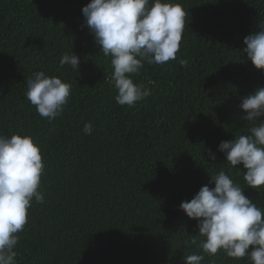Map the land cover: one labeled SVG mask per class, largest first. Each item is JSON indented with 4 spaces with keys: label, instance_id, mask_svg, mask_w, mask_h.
Masks as SVG:
<instances>
[{
    "label": "trees",
    "instance_id": "trees-1",
    "mask_svg": "<svg viewBox=\"0 0 264 264\" xmlns=\"http://www.w3.org/2000/svg\"><path fill=\"white\" fill-rule=\"evenodd\" d=\"M89 2L0 0V134L32 136L45 165L44 202L33 200L28 210L17 264H184L193 253L204 255L203 264H253L223 250L202 253L197 221L179 206L202 186L214 187L211 172L236 171L224 156L214 168L202 159L174 112L188 106V123L199 115L215 130L219 138L211 133L203 154L222 137L248 134L239 102L264 87V70L247 59L243 41L264 24V0H170L188 12L180 50L163 68L145 63L133 75L151 94L132 106L115 100L111 57L82 14ZM72 51L78 70L60 64ZM38 71L72 86L52 121L26 97L24 83ZM88 122L91 135L83 132Z\"/></svg>",
    "mask_w": 264,
    "mask_h": 264
},
{
    "label": "clouds",
    "instance_id": "clouds-1",
    "mask_svg": "<svg viewBox=\"0 0 264 264\" xmlns=\"http://www.w3.org/2000/svg\"><path fill=\"white\" fill-rule=\"evenodd\" d=\"M82 14L100 51L111 57L113 71L107 79L117 90L116 102L132 106L151 94L143 84L134 83L133 75L145 63L163 68L166 62L177 58L188 12L170 0H90L83 6ZM259 28L244 38L243 51L256 69L264 70V24ZM180 63L185 65L186 61ZM60 64L78 70L80 57L73 51L63 54ZM24 85L27 99L49 121L63 113L72 88L62 78L44 71L33 73ZM239 108L243 110L239 117L246 123L248 134L222 137L218 146L211 145L205 155L201 144L211 133L219 138L215 130L199 115L188 123V106L181 105V112H174L202 159L205 157L214 168L212 162L217 158L221 163L224 156L226 166L236 171L235 175L228 171L216 175L211 172L209 183H214V187L202 186L179 208L197 221L198 233L205 238L199 243L202 253L215 255L223 250L229 258L248 257L253 264H264V207L256 202V197L264 201V87L240 100ZM226 110L217 106L214 111ZM83 132L92 134L91 122L84 124ZM44 169L40 146L32 136L0 134V264H17L18 233L27 223L28 210L33 200L44 202L40 191ZM191 243L196 244V239ZM183 259L184 264H203L205 257L193 253Z\"/></svg>",
    "mask_w": 264,
    "mask_h": 264
},
{
    "label": "rangeland",
    "instance_id": "rangeland-1",
    "mask_svg": "<svg viewBox=\"0 0 264 264\" xmlns=\"http://www.w3.org/2000/svg\"><path fill=\"white\" fill-rule=\"evenodd\" d=\"M212 109L215 110V106H212ZM228 109V108H227Z\"/></svg>",
    "mask_w": 264,
    "mask_h": 264
}]
</instances>
